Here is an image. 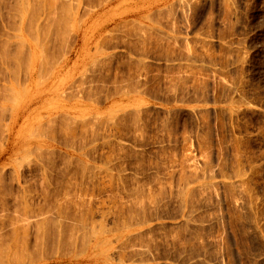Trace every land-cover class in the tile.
<instances>
[{
    "label": "rangeland",
    "instance_id": "rangeland-1",
    "mask_svg": "<svg viewBox=\"0 0 264 264\" xmlns=\"http://www.w3.org/2000/svg\"><path fill=\"white\" fill-rule=\"evenodd\" d=\"M0 264H264V0H0Z\"/></svg>",
    "mask_w": 264,
    "mask_h": 264
},
{
    "label": "bare ground",
    "instance_id": "bare-ground-1",
    "mask_svg": "<svg viewBox=\"0 0 264 264\" xmlns=\"http://www.w3.org/2000/svg\"><path fill=\"white\" fill-rule=\"evenodd\" d=\"M47 1H48V0H47ZM52 1H53V0H52ZM23 3H24V2H23ZM52 4H53V3H52ZM23 5L25 6V4H23ZM30 9H31V8H29V12H30ZM22 12H23V11H22ZM31 12H32V11H31Z\"/></svg>",
    "mask_w": 264,
    "mask_h": 264
}]
</instances>
